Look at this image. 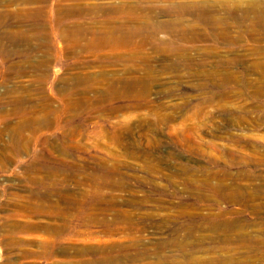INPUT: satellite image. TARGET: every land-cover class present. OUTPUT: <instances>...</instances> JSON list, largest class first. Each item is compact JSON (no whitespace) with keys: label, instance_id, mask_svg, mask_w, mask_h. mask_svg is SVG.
I'll return each mask as SVG.
<instances>
[{"label":"rangeland","instance_id":"374dc122","mask_svg":"<svg viewBox=\"0 0 264 264\" xmlns=\"http://www.w3.org/2000/svg\"><path fill=\"white\" fill-rule=\"evenodd\" d=\"M47 1L40 31L0 27L29 32L0 40V264H264V0L142 2L117 49L63 38L108 13ZM17 2L0 12L43 6Z\"/></svg>","mask_w":264,"mask_h":264},{"label":"bare ground","instance_id":"6f19581e","mask_svg":"<svg viewBox=\"0 0 264 264\" xmlns=\"http://www.w3.org/2000/svg\"><path fill=\"white\" fill-rule=\"evenodd\" d=\"M46 1L47 0H18V2L22 4L40 2V3H43V6L37 9H28L24 11V13L20 11L19 12L18 11L17 12H0V27L3 28L4 31L5 29L9 27H13V26H15L16 28H20L25 22L30 21L32 22L30 26L32 33H36V31H40L42 26H40L38 23L39 21H41L40 18L46 16L47 14V11H46L47 3L45 4ZM61 1H69V0H60V2ZM74 1L76 3L72 6H65L64 8L61 7L60 17L57 20L58 22L64 23L69 18H72L75 16L79 18H83L86 14H92V13H96L98 15L100 14V12H104V13H108L109 15L108 17H105L104 22H102V27H103L102 31L93 34V32L90 33L88 30H85L84 27L81 26V24L77 23L71 27H68L67 29L66 28L64 29V32H63L64 39L71 40L72 43L75 42L77 44L82 40L81 39L82 36H86L90 34V35H97V40L101 46L111 44L110 46L112 47V46H117V44H119L118 46L124 45L127 48L133 46V42L135 38L137 36L143 35L142 34L143 31L150 26L149 23L152 21H150L149 19H152V16H153L150 9L153 6H157L156 3H161L157 1L154 2L153 0H111L112 1L111 3H107V2L101 3V4L99 3L92 7L86 8V6L81 3L86 0H74ZM117 1L119 2L117 3ZM142 2L152 3L153 6H148L150 9H144L142 8V4H143ZM255 3L256 2L253 1L250 4V6H248V8L245 9L243 13V19L248 18L250 16V13H253L256 16L257 20H260L261 18H263L262 13H260V11H258L257 9L258 5ZM8 5H11V2ZM88 5L91 6L92 4H88ZM179 5H180L181 15H184L186 13L190 14L196 10L194 12V15H197V18L203 22L220 23L223 21L220 18L215 17L214 15L208 14V8H206L207 12L199 11V8H198L199 4L191 8L190 6H188L189 4L187 3L179 4ZM210 12H213V11H210ZM144 19L146 20V23L145 21L143 23H139ZM176 21L179 22V19ZM168 24L171 25V24H174V22H169ZM27 34H29L28 31H25V32L18 31L16 34L14 33L8 34L7 32H4L3 35L0 32V40L6 37L12 40L13 42H16V40L21 37L26 38ZM93 39L95 40V38ZM142 41H144L145 43L146 39L143 38ZM118 46L113 49H117ZM140 47L142 46H136L135 50L140 49ZM4 54L13 56L14 53L10 52L9 54L8 53H4ZM82 81H83L82 78H76L75 85L76 86L81 85ZM127 84L130 85L128 87L130 91H133L138 86L146 87V85H148L147 82L145 81L144 82L134 81L131 84L130 83H127ZM29 125H30L29 122L25 121L21 125L17 126L15 128V131L17 133H22L25 129H28Z\"/></svg>","mask_w":264,"mask_h":264}]
</instances>
